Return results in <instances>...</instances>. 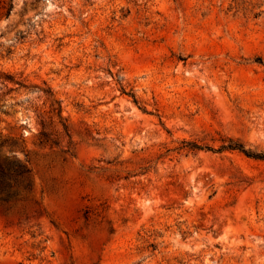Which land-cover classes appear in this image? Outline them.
<instances>
[{"label":"rangeland","instance_id":"obj_1","mask_svg":"<svg viewBox=\"0 0 264 264\" xmlns=\"http://www.w3.org/2000/svg\"><path fill=\"white\" fill-rule=\"evenodd\" d=\"M8 1L0 264H264V0Z\"/></svg>","mask_w":264,"mask_h":264},{"label":"trees","instance_id":"obj_2","mask_svg":"<svg viewBox=\"0 0 264 264\" xmlns=\"http://www.w3.org/2000/svg\"><path fill=\"white\" fill-rule=\"evenodd\" d=\"M13 6V0L8 1V7L6 10V14H9ZM113 75L116 76V80H118V83L120 84V90L122 93H125L132 97L133 101L135 103H138V98L133 90V88L126 89V86L122 84V77L119 72H112ZM219 145L214 147L211 144L208 143H199L197 141H185L183 140L177 148L179 150H186V151H194L198 149H210L214 152H221L224 150H233V151H239L241 153H244L247 156L254 157V158H264V154L255 153L252 149L245 146V144L237 139L234 138V136H220L219 137ZM0 171H3V164L0 162ZM28 168L22 166L20 169V173L27 172Z\"/></svg>","mask_w":264,"mask_h":264}]
</instances>
